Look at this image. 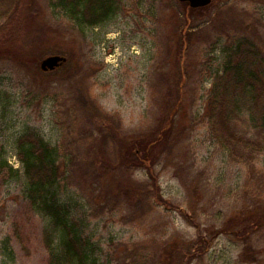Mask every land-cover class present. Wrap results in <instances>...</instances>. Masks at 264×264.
Segmentation results:
<instances>
[{
	"label": "rangeland",
	"instance_id": "obj_1",
	"mask_svg": "<svg viewBox=\"0 0 264 264\" xmlns=\"http://www.w3.org/2000/svg\"><path fill=\"white\" fill-rule=\"evenodd\" d=\"M115 8L104 23L80 29L50 0H29L33 58L0 57V264H48L49 258L51 224L26 196L16 146L21 135L39 134L70 161L81 155L110 160L114 137L125 142L170 121L173 134L154 170L168 205L158 202L146 214L135 193H120L122 203L108 206L110 186L117 190L127 177L106 174L107 165L103 187L94 191L99 173L88 179L77 162L69 165L60 202L85 215V233L100 247L103 264H134L126 244L148 247L143 264H177L175 253L185 263L188 243L206 235L214 236L209 249L191 264H264V147L251 163L234 160L207 117L228 49L247 36L264 52V0H213L200 8L179 0H116ZM17 42L2 39L0 48ZM54 54L67 62L42 70V59ZM237 127L263 137L264 145V128L247 114H239ZM86 136L96 151L71 144ZM113 151L119 162L123 147L117 142ZM147 167L133 170L132 179L150 178ZM180 209L196 214L199 226Z\"/></svg>",
	"mask_w": 264,
	"mask_h": 264
},
{
	"label": "trees",
	"instance_id": "obj_2",
	"mask_svg": "<svg viewBox=\"0 0 264 264\" xmlns=\"http://www.w3.org/2000/svg\"><path fill=\"white\" fill-rule=\"evenodd\" d=\"M28 1L0 0V40L14 38L18 40L17 44L19 45V47H10L4 51H2L3 48H0V57L6 53V55L23 61L29 54V58H33L35 49L32 34L34 29H31L34 26L28 27L26 19ZM50 1L53 6L64 12L65 17L73 20L80 29L104 23L115 14L116 10V0ZM193 29L192 26L188 28V30ZM228 52L223 68L219 69L216 74L215 83L208 99L207 117L214 138L227 149L230 156L236 161L251 163L264 147L260 139L263 137L243 134L237 127V120L239 114L244 113L249 116L255 126L258 124L264 128V52L247 36L237 40L236 46L230 47ZM180 104L181 97L178 96V106ZM84 105L88 108L87 98L84 100ZM90 111L99 115L96 111L100 110L91 105ZM71 127L73 128V126ZM161 127L142 137H133L125 142L116 138L118 144L123 147V155L119 162L113 154L114 144L117 143L115 137L111 142L110 160L79 154L81 155L79 158L76 156L71 161L68 160V154L64 155L63 153L62 156L58 146H52L37 133L27 132L18 138L17 154L23 165V174L26 178L24 189L26 196L38 211L49 218L51 224V228L45 232V243L49 253L48 264H103L99 254L100 247L91 235L85 233L88 221L85 215H80L77 207L71 202L62 203L59 199L61 184L65 181L64 185H66L68 168L72 162H77L79 166L85 167V177L87 176L88 179L92 174L91 171L99 173L97 180L99 179L101 183H99V187L94 188V191L103 187L102 176L105 177L111 171L121 172L122 176L127 177L128 180L124 182L120 179L117 190L113 183L110 186L111 195L106 193L108 206L113 204L116 207L122 203L123 199L120 193H135L141 204L140 208L144 207L146 214L152 211L158 202L168 205L160 192L159 178L154 174V170L161 157L166 153V145L170 143L174 125L170 121L167 126ZM88 138L90 137L86 136L76 142L72 140L71 144L78 147L80 151L83 148L88 153L96 151V148L86 142ZM107 165L106 170L104 168ZM145 166H148L150 178L142 182L132 179L133 170ZM103 169L106 174L102 172ZM100 204L104 206L103 203L100 202ZM195 209L192 208L193 211ZM180 210L192 224L199 226L195 219L196 214ZM140 211L142 212L141 209ZM248 216L256 217V213L252 211V214ZM262 220L259 218L257 222L260 223ZM254 222L252 221V223ZM247 223L252 229L251 224L246 220ZM245 233L242 232V234ZM56 236L60 240L58 245L55 241ZM213 237L199 236L196 240L189 242L187 246L188 262L184 263L183 259L178 257V253L173 254L174 256L171 255V258L173 256L174 261L176 256V261L180 260L177 264H191L192 259L207 252ZM147 249L148 247L140 246V244L124 246V251L128 253L134 264H143L141 261L146 259L147 253L144 250ZM170 264L172 263L170 262Z\"/></svg>",
	"mask_w": 264,
	"mask_h": 264
},
{
	"label": "water",
	"instance_id": "obj_3",
	"mask_svg": "<svg viewBox=\"0 0 264 264\" xmlns=\"http://www.w3.org/2000/svg\"><path fill=\"white\" fill-rule=\"evenodd\" d=\"M183 2H188L191 7L193 8H200L208 6L213 0H179ZM65 62H67V57L60 55V54H54L49 55L42 59L40 66L41 69L44 71H50L55 70L56 68L63 65Z\"/></svg>",
	"mask_w": 264,
	"mask_h": 264
}]
</instances>
